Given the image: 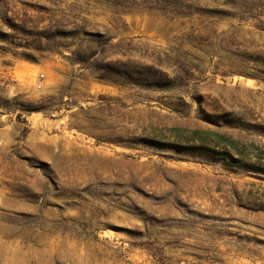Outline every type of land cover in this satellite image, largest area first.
<instances>
[{"label": "rangeland", "instance_id": "obj_1", "mask_svg": "<svg viewBox=\"0 0 264 264\" xmlns=\"http://www.w3.org/2000/svg\"><path fill=\"white\" fill-rule=\"evenodd\" d=\"M0 264H264V0H0Z\"/></svg>", "mask_w": 264, "mask_h": 264}, {"label": "trees", "instance_id": "obj_2", "mask_svg": "<svg viewBox=\"0 0 264 264\" xmlns=\"http://www.w3.org/2000/svg\"><path fill=\"white\" fill-rule=\"evenodd\" d=\"M221 139V136H219V140H217V142L220 143L222 141Z\"/></svg>", "mask_w": 264, "mask_h": 264}, {"label": "built area", "instance_id": "obj_3", "mask_svg": "<svg viewBox=\"0 0 264 264\" xmlns=\"http://www.w3.org/2000/svg\"><path fill=\"white\" fill-rule=\"evenodd\" d=\"M43 75H41V77H42ZM39 86H41L40 84H39Z\"/></svg>", "mask_w": 264, "mask_h": 264}]
</instances>
